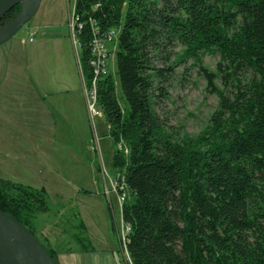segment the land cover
Masks as SVG:
<instances>
[{"label":"trees","instance_id":"16d2710c","mask_svg":"<svg viewBox=\"0 0 264 264\" xmlns=\"http://www.w3.org/2000/svg\"><path fill=\"white\" fill-rule=\"evenodd\" d=\"M74 17L88 83L91 20L120 29L116 73L99 80L97 106L120 193H128L122 220L131 264H264V0H76ZM174 42L220 98L197 138L175 139L155 110V81L165 72L157 56ZM205 55L220 56L218 73L204 67ZM220 76L234 84L233 99L216 87ZM0 210L37 238L33 220L49 210L47 192L0 179Z\"/></svg>","mask_w":264,"mask_h":264},{"label":"rangeland","instance_id":"374dc122","mask_svg":"<svg viewBox=\"0 0 264 264\" xmlns=\"http://www.w3.org/2000/svg\"><path fill=\"white\" fill-rule=\"evenodd\" d=\"M75 2L43 0L35 18L0 47L5 61L0 102L10 94L20 103L18 114L11 116L7 103H0V179L46 190L49 210L37 214L33 225L36 239L56 253L59 264L65 256L74 260L80 250L88 253L89 264H127L122 205L128 193L119 190L124 187L112 165L106 121L100 109L95 115L87 106ZM184 51L180 42L165 44L156 64L165 72L155 81V110L177 140L203 134L220 104L194 59L182 57ZM111 61L115 74V55ZM219 62V55L203 57L204 67L214 73ZM28 84L39 98L33 99ZM215 84L234 98V84L225 86L221 76ZM32 102L36 110L28 109Z\"/></svg>","mask_w":264,"mask_h":264},{"label":"water","instance_id":"95a60500","mask_svg":"<svg viewBox=\"0 0 264 264\" xmlns=\"http://www.w3.org/2000/svg\"><path fill=\"white\" fill-rule=\"evenodd\" d=\"M43 0H31L27 6L20 3L11 5L0 17L2 18L16 5H20L18 15L10 22L0 26V47L13 39L20 30L30 23L38 14ZM9 221L17 224L27 235V241L22 239L15 230L12 229ZM6 237L20 243L34 244L42 254L44 264H58L49 254L47 249L20 223L9 217L0 210V264H32L25 258L17 254L6 242Z\"/></svg>","mask_w":264,"mask_h":264},{"label":"built area","instance_id":"2783aa9c","mask_svg":"<svg viewBox=\"0 0 264 264\" xmlns=\"http://www.w3.org/2000/svg\"><path fill=\"white\" fill-rule=\"evenodd\" d=\"M77 22V21H76ZM93 38L91 42L92 58L90 60V67L93 70V78L90 83L86 81L83 76L81 66L80 71L84 80V93L87 101V106L90 112L95 115L101 114L98 111L97 106V86L100 79L108 75L111 72L110 64L112 57H114L117 49V41L120 34L119 28H111L103 30L95 21L91 20ZM79 29H82V25L77 23ZM114 63V62H113ZM129 231V229H128ZM124 248H126V237H124ZM128 257V264H131L130 256L126 250Z\"/></svg>","mask_w":264,"mask_h":264},{"label":"bare ground","instance_id":"6f19581e","mask_svg":"<svg viewBox=\"0 0 264 264\" xmlns=\"http://www.w3.org/2000/svg\"><path fill=\"white\" fill-rule=\"evenodd\" d=\"M30 1L31 0H0V17L11 5L20 3L24 6H27ZM9 224L22 239L27 241V235L19 226H17V224L11 221H9ZM6 242L17 254L32 264H44L42 254L34 244L28 242L26 244H20L8 237H6Z\"/></svg>","mask_w":264,"mask_h":264},{"label":"crops","instance_id":"0c3cea01","mask_svg":"<svg viewBox=\"0 0 264 264\" xmlns=\"http://www.w3.org/2000/svg\"><path fill=\"white\" fill-rule=\"evenodd\" d=\"M5 61H4V55L2 54V52H0V71H3L4 70V67H3V70H1V68H2V64L4 63ZM4 65V64H3ZM44 84H46V82H43ZM18 85H20V83L18 82ZM28 86V89H27V91L28 92H31L32 94H33V96H34V98L33 99H36V98H39L38 97V95L34 92V90L32 89H30V87H29V84L27 85ZM7 92H9L10 93V90H7ZM47 96V94H45L44 95V97H46ZM16 97V96H15ZM48 97H50V96H48ZM12 98H13V96L12 95H8L7 96V98H6V96L4 95V97H3V99H2V101L0 102V103H2V102H4V103H7V110H8V113H9V116H11V115H13V114H18V111H19V106H20V103H14V100H12ZM34 101V100H33ZM36 108H37V105H36V103L35 102H32L31 103V107L30 108H28L29 110L30 109H35L36 110ZM41 108H44V106H42L41 105ZM0 113H2L1 112V107H0ZM93 208V207H92ZM83 218H85V216L83 215ZM83 227L82 228H84V229H88L89 230V226L87 225V224H85V223H83V225H82ZM67 256H65L63 259V261H64V264H89L88 263V257H89V255H88V253H84V252H82V250H80V251H78V253H77V255H75V259L74 260H72V259H70V258H66Z\"/></svg>","mask_w":264,"mask_h":264}]
</instances>
